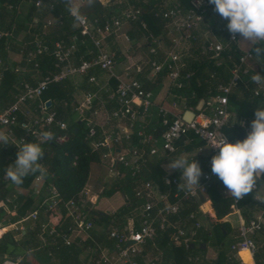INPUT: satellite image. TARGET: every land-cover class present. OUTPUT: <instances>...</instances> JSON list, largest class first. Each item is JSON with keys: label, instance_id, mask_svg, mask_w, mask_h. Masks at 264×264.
Wrapping results in <instances>:
<instances>
[{"label": "built area", "instance_id": "obj_1", "mask_svg": "<svg viewBox=\"0 0 264 264\" xmlns=\"http://www.w3.org/2000/svg\"><path fill=\"white\" fill-rule=\"evenodd\" d=\"M23 1L26 2L27 7L32 4L36 8L45 6L50 13L56 5L65 4V0ZM78 1L83 2V0ZM159 1L160 15L167 21L164 38L168 43L162 46L159 45L160 42H156V46H149L148 54L153 59L148 63L147 78L153 79L164 72L163 81H166L167 94L184 101L180 95L174 93L175 90L183 88V80H187L190 76L189 73L182 75L186 65L180 56L181 44L190 42L191 45H197L202 40L203 54H211L215 57L224 51L226 45L218 40L216 35H207L208 15L214 6L209 0H190L188 8L172 5L169 0ZM80 5L77 7L79 8ZM6 8L12 10L11 5H7ZM19 8L20 5L18 11ZM68 16L74 19L69 11ZM84 17L86 19L83 23L74 21V28L78 34H73L68 42L60 40L54 43L51 50L55 59L54 72L42 74L38 63L35 62L38 57L49 52L46 44L37 38L32 42L23 43V45L31 44V48L23 57L20 56V60H23L27 67L31 66V69L20 66L15 72L31 74L28 79L20 82L14 102L0 112V134L9 137V143H0V147L10 149L17 154L19 151L17 146L24 142H38L41 145L50 142L58 145L66 143L69 140L65 132L67 124L57 118L54 111L48 109L42 94L51 83L79 78L81 86L86 85L94 89L82 90L80 98L74 97L75 120L84 123V138L90 142L93 150H103L102 160L108 161L110 166L117 161L119 168L125 173L129 172L133 178H137L134 195L139 200V204L124 222L109 225L102 230L92 219L87 218L86 192L79 202L66 203L50 182L51 176L48 174L41 176L38 173L30 187L33 197L37 199L36 208L10 226L14 231L25 234L27 227L23 223L40 222L39 216H43L45 221L39 226L37 241L43 245L51 243L56 248L59 239L61 246L78 245L84 252L82 264H175L166 262L163 251L156 245V240L164 234L168 237L169 245L179 244L184 251L190 252L185 258L187 264H210L212 259L192 254L191 250L195 245L200 246L198 232L202 226L191 207L206 195L214 182L219 180L211 172V162L200 181V186H193L190 191H181L178 186L182 183V174H170L162 178L164 190H161L152 180L141 179L148 159L157 154L154 146L155 136L145 133L143 129L138 130L135 133L140 139L139 145L124 146V143L131 141L135 125L144 121L148 109L152 106V93L144 90L136 76L130 78L128 71L116 73L117 56L109 45L110 38L117 35L123 22H138L141 29L146 30V24L140 19V10L127 5L117 15L111 16L103 23L98 19L92 21ZM49 18L46 19L45 27L51 25L52 19ZM36 23L35 19L33 25ZM3 34L0 33V36ZM239 39L240 37L234 39L228 32L226 44L238 45ZM125 40L129 38L126 37ZM79 44L88 45L83 54H80ZM250 52H244L233 63L229 81L226 84L216 85L215 93L209 97L205 110L203 107L202 111L196 112L195 109L184 106L183 110L176 114L163 104L157 106L160 126L163 128L160 134L161 149L165 154H174L176 142L188 132L193 133L209 148L211 157L217 154L218 149L215 148L217 142L228 140L223 130L228 121L229 96L237 83L241 82L242 75L248 73L245 66L253 59L249 56ZM3 70H5L4 62L0 58V81ZM142 71L138 66L137 74H142ZM102 75L105 81L100 84ZM209 77L217 79L215 73H211ZM112 80L116 83L115 88L111 86ZM251 95L264 105L263 87L255 84L251 89ZM186 110L195 113L189 123L182 119ZM98 117L102 118L100 122H97ZM121 122L126 126H119ZM16 129H20L23 134L17 137ZM44 131H51L54 139L43 142L40 133ZM117 175L121 176L118 171ZM257 192L256 186L252 192L253 211L248 210L244 213L240 206L244 197L236 200L231 195H227V190L224 188V195L232 200L231 213L227 216H233L236 220V228L231 232L233 241L227 253V260L231 264H258L257 258L264 247V203ZM3 204H11L13 209L17 206L7 197L3 200ZM56 208H59L60 216L55 221L54 216L49 214ZM62 224H65V230L59 231L58 228ZM92 231L104 234L106 241L96 240L92 236ZM87 241L92 245L85 246L84 243ZM242 253L248 255L250 263L244 261ZM20 261L21 258L15 262L3 261L1 264H18ZM261 264H264L262 258Z\"/></svg>", "mask_w": 264, "mask_h": 264}, {"label": "trees", "instance_id": "obj_2", "mask_svg": "<svg viewBox=\"0 0 264 264\" xmlns=\"http://www.w3.org/2000/svg\"><path fill=\"white\" fill-rule=\"evenodd\" d=\"M23 0H0V58L4 62L5 70L1 73V86L5 88L2 96H0V110L9 107L14 102V97L19 92V84L22 80L28 79L31 73H17L15 69L20 66H26L23 60L17 63L8 64L7 58L9 52L24 56L31 48V44L18 43L16 38L20 33L28 32L32 36L42 41L47 45L49 52L43 56L38 57L35 62L38 63L39 70L42 74L47 72H54L55 59L51 50L55 42L63 40L68 42L73 34H78L74 28V19L68 16V9L66 4H58L50 13L47 7L36 8L33 4L30 5L25 13L18 11V7ZM114 0H95L91 6L88 5L87 0H83L79 7V11L83 16L88 17L90 20L98 19L100 23L109 19L111 16L117 15L127 5L139 9L141 13L140 19L146 24V30L141 29L138 22H131L130 29L128 30L129 41L135 45L142 38L145 43L142 45L144 49H149L148 45L156 46V42L163 38L164 28L167 23L160 15V1L159 0H121L120 3L114 4ZM177 2V3H176ZM175 4L181 5L185 8L190 7V0H176ZM11 5L12 10H7L6 6ZM212 7L211 13L208 15V23L213 26V16L222 20L226 31L222 33L216 32L218 40L224 43L225 49L219 53L217 57L211 54H203L199 45L192 44L191 48L199 46L193 53V57H186L185 68L182 71L184 76L189 73L190 76L187 80H183V88L175 90L174 93L180 95L184 99L186 108H193L197 106L198 102L203 99L205 101L204 110L206 109L207 102L212 93H215V87L218 83L226 84L230 77V70L233 67L241 53L238 51L236 45L226 44V36L228 33V21L221 18L219 14L214 11ZM47 17H51L52 22L49 27H45ZM59 17L61 18L59 20ZM37 20L36 25L33 21ZM45 27V28H44ZM214 27V26H213ZM113 37L110 38V43ZM32 42V41H31ZM27 43V42H25ZM86 45L79 44L80 54H83L87 49ZM117 56V61L121 60L119 51H116L112 46L111 48ZM22 59V58H21ZM146 65L143 68V73L136 75V78L142 83L145 91L151 92L153 95L157 94L161 88L165 73L156 75L153 79H147L149 73L148 63L153 59L148 54ZM219 64V65H217ZM27 69H31L27 67ZM215 73L217 79H211L209 75ZM251 74L242 75L243 81L253 87L251 81ZM112 88H115L116 83L112 80ZM240 88V87H239ZM82 90H91L92 87L86 85L81 86ZM75 87L70 81L60 83H51L48 85L46 91L42 94L43 101H50L48 107L56 113L57 118L63 120L67 124L66 134L69 140L61 145L54 142L42 144L41 147L45 153L44 159L41 161L43 166L47 169V174L51 176V183L56 187L61 198L64 202L75 201L79 202L84 198L85 186L89 176V169L92 163L101 161L103 150H93L90 142L84 138L85 127L84 123L74 120L73 108L75 106L74 98ZM209 91L211 93H209ZM259 100L252 97L251 93L246 95L242 102L238 103L236 113L239 117L250 120L251 123L255 118V109L259 106ZM21 118V117H20ZM254 118V119H253ZM160 126V122H159ZM76 130V131H75ZM163 128L160 126L154 133L155 137L160 136ZM16 136H20L23 132L16 129ZM230 143L242 141L246 137V129L240 126L230 128V133L227 134ZM181 137L180 139H182ZM180 139L176 142L179 143ZM140 139L136 133L132 135L130 145H139ZM176 152V151H175ZM17 159V154L13 153L10 149L0 147V168H3V177L5 178L6 169L12 165L14 166ZM31 174L24 179L21 185H16L10 180L5 182L12 186L28 190V195L20 196L15 202L17 204V216L24 217L28 211L36 208L33 195L30 187L36 174ZM165 176L164 172L158 167L148 175H142L141 179L152 180L159 185L161 190H164L161 180ZM0 179V199H5L9 192L5 188L4 179ZM137 178H133L129 172L125 173L121 179H117L109 189H104L101 196H112L120 192L125 198V204L113 213H105L87 208V218L92 219L94 224L105 230L109 225L120 224L131 216L133 209L139 204V200L135 198L134 188L136 186ZM260 185H264V179L258 181ZM223 184L220 180L214 182L207 190L209 201L211 203V212H207V219L210 228L200 229L199 238L202 243L209 244L210 237L214 238V247L218 248L219 254L210 262V264H231L227 260L228 249L223 248V238L229 237L232 234V229L227 222H219L231 213L230 205L232 200L230 197L223 196L221 190ZM99 198V197H98ZM253 193L244 197L240 203L243 212L246 213L250 210L252 204ZM14 202V203H15ZM191 210L196 212V206L193 205ZM56 210L52 211L49 216H55ZM246 215V214H245ZM247 217V216H246ZM40 222L35 223L33 226L28 225L27 231L21 236L20 239H15L14 235L6 233L0 238V256L7 254L12 260L21 257L19 264H82L83 249L78 245L70 247L61 246V240H58L57 248L51 243L45 245L37 241L36 235L39 226L45 221L43 216H40ZM66 223V221L64 222ZM59 231L65 230V224H62ZM92 236L98 241H106L105 235L92 231ZM233 238L231 236V242ZM85 246H91L92 243L87 241ZM231 244V243H230ZM156 245L163 251L166 262L175 264H187L186 255L189 251H184L183 247L179 244L168 243L167 235L159 236L156 240ZM31 250V251H30ZM192 254H199L204 256L205 250L201 246H196L191 250ZM257 258L258 264H261V258L264 259V247ZM1 264V262H0ZM204 264V263H203Z\"/></svg>", "mask_w": 264, "mask_h": 264}, {"label": "clouds", "instance_id": "obj_3", "mask_svg": "<svg viewBox=\"0 0 264 264\" xmlns=\"http://www.w3.org/2000/svg\"><path fill=\"white\" fill-rule=\"evenodd\" d=\"M87 3L91 6L95 0H87ZM209 3L215 6L214 11L221 18L228 21L230 35L234 39L240 37L241 42H248L252 49L249 56L255 58L257 64L264 65V0H209ZM65 4L77 23L85 21L75 0H65ZM251 81L264 85V75L254 73ZM254 114L255 119L251 122L247 137L235 143L218 141L215 146L218 152L211 157L212 174L222 182L226 194L236 200L252 193L258 181L264 179V105L258 106ZM40 136L43 142L54 139L51 131L41 132ZM0 143L8 144L9 137L0 134ZM17 147V159L14 166L6 169V180L21 185L31 174H47V169L41 163L45 156L41 143L24 142ZM167 167L182 171L179 190L190 191L193 186H200L204 173L198 161H189L181 154Z\"/></svg>", "mask_w": 264, "mask_h": 264}, {"label": "crops", "instance_id": "obj_4", "mask_svg": "<svg viewBox=\"0 0 264 264\" xmlns=\"http://www.w3.org/2000/svg\"><path fill=\"white\" fill-rule=\"evenodd\" d=\"M80 2H82V1H80ZM80 2L77 0V2H75V3L77 6H79ZM175 2H176V0H169V3H171V4H175ZM19 11L21 13L26 12V10H22L20 8H19ZM213 17L214 18L212 21L214 23V25H213L214 27L208 23V28H206V30L208 31L207 32L208 36L210 34L216 35L215 34L216 32L222 33L223 31H226V29L224 27H222V28L218 27V25L222 22V20L219 19L218 17H215V16H213ZM47 19H50V18L47 17ZM129 29H130V24L123 31L120 30L117 33V35L112 38L111 42L113 44H117L119 39L124 41L126 39V37H128V30ZM201 38H202V36H201ZM35 39H36V36H32L28 32H25V33H20L19 36L16 38V41L18 43H25V42L29 43L31 41H34ZM125 41L129 42V40H125ZM139 42H137L135 45H132L133 47L134 46H136V47H134V48L130 47L128 49L132 52V54L133 53L135 54L136 59H135L134 63L132 62V59H133L132 56L129 55L130 53H126V55H122L123 53L121 54V52H119L121 60L117 61V63H118L116 66V73L117 74H121L124 71L131 70L133 66H135L136 69L139 66L143 70V68L146 65L145 57L148 56V49H144L142 47V45L145 43L144 38H142ZM159 42H160L159 45H162V46H164L165 43H168V41L164 37L160 38ZM185 43H187L186 48H184V49L182 48L183 50L180 53L181 59L184 63H185V61L183 59L186 57H193V53L196 51L197 48H199V46L202 50L203 41L201 40V42L199 44H197L199 46H196L197 48L194 47V49L191 48L190 42H185ZM149 46L150 45H148V47ZM236 47L241 54H243L246 51H252L249 43L246 41L241 42L240 39H239V43H238V45H236ZM12 55L20 56L19 54L9 52L8 58H7L8 64L19 62V61H14V59L11 58ZM126 68H128V70H126ZM245 69L248 70L249 74H251V75H253L254 73H259L261 75H264V65L257 64L255 58H253L252 60H250L247 63V65L245 66ZM136 74H137V72H135L134 76H136ZM80 81H81V79H79V78H75V79H72L70 81L72 83V85L75 87L74 97H78V98H80L81 94H82ZM104 81H105V77L102 75V78H100V84H103ZM259 86L264 88V85H259ZM253 87H255V84H253ZM253 87H250L249 84L246 83L245 81H243V79L241 78V82H239L238 86L232 90V92L229 96V101H228V121H227V124L223 130L224 133L226 134V136H227V134L230 133V128H232L234 126H240L244 129H246V137H247L248 133L251 131V127H250L251 123L249 122L250 120L247 121V120L239 117L237 115L235 109L237 108L238 103L242 102L243 99L245 98V96L249 95V93H251V89ZM4 91H5V88L3 86H1V81H0V96L3 95ZM173 103H174V105H173ZM160 104L167 106L170 110H172L176 114L181 112L185 106L184 101L176 99L171 94H167L166 81H163L159 92L155 95L152 94V106L148 109V112H147V115L145 116L144 121L137 123L135 125V127L133 129L134 133L137 132L138 130L143 129L145 131V133L154 135V133L157 131V128L160 127L159 126V120L160 119H159L158 114H157V106ZM258 104H259V106H262L260 102H258ZM1 111L2 110H0V112ZM119 126L124 127V126H126V124L124 122H121L119 124ZM155 138H156V143L154 146L157 149V154L148 159L146 166L149 164L151 166H150V168L146 167L145 176L148 175L149 173H151L155 167H158L161 171L164 172L165 175H170V174L181 175L182 174L181 170L169 169L167 167L168 164L172 160H174L175 158H177L181 154H183L185 156V158L188 159L189 161H195V160L198 161L202 167L203 173H205L207 171V167L211 162L210 150L207 146H205V144L202 141H200L197 137H195V135L193 133L188 132L182 139H180L179 143L176 145V152L174 154H170V155H167L162 151V149H161L162 141H161L160 136L155 137ZM124 146H130V142L124 143ZM101 160H102V158H101ZM104 162L108 163V161H104ZM111 169L115 173H117V171L119 172L118 166L116 169H113V166H111ZM3 170H5V169L0 168V179H1V177H3L2 176ZM2 179H4L2 183H4L5 188L9 192V194L7 195V198L11 199L13 201V203L20 196L28 195V190L21 189V188H18V187L12 186L11 184L6 183L4 177ZM0 185H1V183H0ZM257 187H258V192H257L258 196L260 197L262 203H264V185H260L259 183H257ZM221 194L223 196H225L224 195V187L221 190ZM98 197L99 196L95 197L96 201H97ZM33 198H34L35 205H36L37 199L35 197H33ZM3 200L4 199H0V238L2 235L11 232L14 235V238L16 240L20 239L23 234L14 231L10 225L17 222L22 217L17 216V209H16L17 206L15 209H13L11 204H5L4 205ZM92 201L94 203L96 202V201H94V197L92 198ZM15 204H16V202H15ZM194 205L196 206V215L198 217V221L200 222V224L202 226V229L208 230L210 228V226L205 225L206 221L208 222L206 213L208 211L209 212L212 211L211 203H210L209 197H208V193H206V195L204 197H202V199H200L199 201H196V203ZM253 209H254V206H253V202H252L250 210L253 211ZM117 210L109 212V214L113 213ZM30 212L31 211H28L25 216H27ZM59 216H60L59 208H56V215L54 216V220L56 221L59 218ZM230 217L231 216H226L223 219L219 220V222L220 223H221V221L227 222L230 225L231 229L235 230L236 223L233 224V221H231L229 219ZM225 219H227V221ZM40 220L41 219L39 216V221ZM203 220L205 221V223L203 222ZM34 224H35V222L33 223L32 221H26L23 223V225L25 227H27L28 225L33 226ZM229 237L231 238V234ZM198 243H200V246L202 247V249L205 250L204 257L206 259H209V260L212 259L213 260L217 257L216 255H213L210 258H207L206 252H207L209 246H208V244L206 245V244L202 243V240L199 238V233H198ZM19 258H21V257H17L15 260H12L9 255L3 254L0 256V262L1 263L3 261L15 262ZM244 260H246V259H244Z\"/></svg>", "mask_w": 264, "mask_h": 264}, {"label": "rangeland", "instance_id": "obj_5", "mask_svg": "<svg viewBox=\"0 0 264 264\" xmlns=\"http://www.w3.org/2000/svg\"><path fill=\"white\" fill-rule=\"evenodd\" d=\"M75 2H77V0H75ZM120 2L121 0H114L113 3L118 4ZM26 5L27 4L25 1L21 2L20 9L26 10L28 8ZM128 25L129 23L123 22L121 30L123 31L124 29H126ZM223 25L224 24L221 22L218 25V27L222 28L224 27ZM132 45H134L132 41L126 42L125 40L122 41L121 39H119L117 44H113L111 42L109 47L111 48L113 46L116 51L121 52V54L123 53L122 55H126V53H130L129 55L132 56L133 58L132 62L134 63L136 59L135 54L134 53L132 54V52L128 50L130 47L132 48L136 47V46L133 47ZM186 45L187 43L181 44L180 53L184 48H186ZM11 58L14 59V61H20V56L12 55ZM135 72H136V67L133 66L131 70H128L129 77L133 78ZM74 120H75V117H74ZM101 120L102 118L98 117L97 122H100ZM150 166H151L150 164L147 166L145 165L143 169V175L146 174V167L150 168ZM119 173L121 174V176H118L117 173L112 171L109 162L106 163L104 162V160H101L96 163H92L90 165L89 176H88L87 183L85 186V192H86L85 198L88 202L87 203L88 209L106 213V212H112L114 210H117L118 208H120L121 206L125 204V198L123 194L120 192H117L109 197L100 195L104 189H109L111 185L117 181V179H121L123 175L125 174V172L121 168H119ZM96 196H99V198L94 203L92 201V198L94 197L95 199ZM229 219L233 221V224L236 223L235 217L231 216ZM203 222L205 223L204 220ZM205 225H209V222L206 221ZM209 240H210L209 241L210 243L208 244L209 247L206 252L207 258H210L213 255L217 256L219 254L218 248L211 245L213 244L214 238L210 237ZM230 243H231L230 237L223 238L222 244H223L224 249H227ZM82 255H84V252L82 253Z\"/></svg>", "mask_w": 264, "mask_h": 264}, {"label": "water", "instance_id": "obj_6", "mask_svg": "<svg viewBox=\"0 0 264 264\" xmlns=\"http://www.w3.org/2000/svg\"><path fill=\"white\" fill-rule=\"evenodd\" d=\"M238 84H239V83H237L236 87L238 86ZM50 104H51L50 101H47V102H46V106H47V107H49ZM204 105H205V101H204L203 99H201V100L198 102L197 106L195 107V111H196V112H200V111H202ZM194 115H195L194 112L189 111V110H186V111H184V113H183V115H182V119H183L185 122H188V123H189V122H191V120L193 119ZM75 131H76V130H75ZM112 166H113V169H116L117 166H118L117 161H114ZM94 201H96V198L94 199ZM106 213H109V212H106ZM221 222H222V221H221Z\"/></svg>", "mask_w": 264, "mask_h": 264}, {"label": "bare ground", "instance_id": "obj_7", "mask_svg": "<svg viewBox=\"0 0 264 264\" xmlns=\"http://www.w3.org/2000/svg\"><path fill=\"white\" fill-rule=\"evenodd\" d=\"M55 210H56V209H53L52 211H55ZM52 211H51V212H52ZM51 212H50V213H51ZM241 255H242V258H243V259H246V260H244L246 263H250L249 257H248V255H247L246 253H242Z\"/></svg>", "mask_w": 264, "mask_h": 264}]
</instances>
